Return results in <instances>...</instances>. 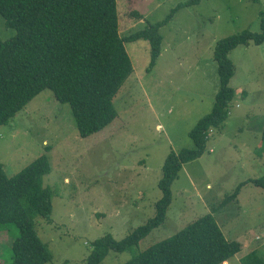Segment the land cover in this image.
Listing matches in <instances>:
<instances>
[{
    "label": "rangeland",
    "instance_id": "obj_1",
    "mask_svg": "<svg viewBox=\"0 0 264 264\" xmlns=\"http://www.w3.org/2000/svg\"><path fill=\"white\" fill-rule=\"evenodd\" d=\"M122 37L147 23L164 21L163 52L147 71L151 47L145 39L126 43L134 72L115 98L118 116L104 130L81 137L72 108L49 89L33 98L0 127V160L14 176L47 153L52 171L44 186L54 192L52 220L36 226L53 260L86 264L94 240L112 234L121 240L155 215L159 181L171 152L192 149L191 129L211 112L219 89L217 41L244 30L261 32L264 0H117ZM135 11L143 18H137ZM17 31L0 15V38ZM236 94L224 126L212 128L204 154L183 165L172 184L165 222L137 246L110 250L101 264H125L211 213L226 237L242 243L224 264H241L253 250L264 251V189L244 184L226 206L221 202L243 182L264 175V44L230 52ZM49 147V151H47ZM14 224L0 226V262L12 261Z\"/></svg>",
    "mask_w": 264,
    "mask_h": 264
},
{
    "label": "trees",
    "instance_id": "obj_2",
    "mask_svg": "<svg viewBox=\"0 0 264 264\" xmlns=\"http://www.w3.org/2000/svg\"><path fill=\"white\" fill-rule=\"evenodd\" d=\"M181 6L177 5L164 21L147 23L143 29L122 37L117 0H0V15L8 27L17 31L10 40L0 38V127L49 89L59 102L71 106L81 137L104 130L118 116L115 98L134 72L126 43L149 41L151 60L147 71H151L163 52L161 28ZM133 14L143 18L138 11ZM260 28L259 33L244 30L217 41L214 59L220 83L212 110L189 132L194 147L171 152L166 159L155 215L121 240L112 234L94 240L86 264H101L110 250H131L165 222L173 200L172 184L183 165L204 154L211 129L222 128L229 117L236 94L230 86L235 74L230 52L250 43L264 44V10L260 12ZM46 149L49 151V147ZM51 171L47 153L14 176L6 174L0 160V226L14 224L18 228L8 264H47L53 260L36 226L38 217L49 223L52 220L55 195L44 186V177ZM246 183L264 189V175L241 183L220 207L237 199ZM241 249L242 243L228 239L214 215L208 213L173 236L134 253L125 264H224ZM241 264H264V251L256 249L245 254Z\"/></svg>",
    "mask_w": 264,
    "mask_h": 264
},
{
    "label": "crops",
    "instance_id": "obj_3",
    "mask_svg": "<svg viewBox=\"0 0 264 264\" xmlns=\"http://www.w3.org/2000/svg\"><path fill=\"white\" fill-rule=\"evenodd\" d=\"M163 44H164V40H163Z\"/></svg>",
    "mask_w": 264,
    "mask_h": 264
}]
</instances>
